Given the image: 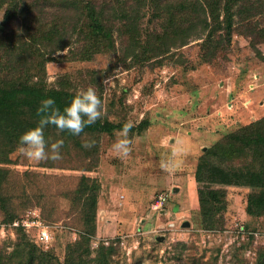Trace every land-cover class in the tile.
I'll return each instance as SVG.
<instances>
[{"label": "rangeland", "instance_id": "1", "mask_svg": "<svg viewBox=\"0 0 264 264\" xmlns=\"http://www.w3.org/2000/svg\"><path fill=\"white\" fill-rule=\"evenodd\" d=\"M252 2L256 10L236 15L229 41L225 30L211 26L174 48L169 39H154L162 23L151 18L147 7L140 12V46L116 23L108 48L92 60L75 58V37L70 48L49 58L46 85L74 94L93 88L101 100L102 114L96 122L118 127L110 133L85 131L72 142L64 139L60 159L40 161L19 153L18 132L0 129L1 261L22 239L59 264L77 259L80 250L85 251L77 248L86 242L90 256H84L83 264H93L102 246L115 249L108 264L264 261V216L247 213L250 195L264 196V189L209 184L204 178L199 182L196 174L206 161L242 168L245 159L235 158L232 147L218 155L209 152L226 136L264 119V35L258 36L260 29L264 31V0ZM4 15L5 9H0V23ZM211 34L222 43L212 57ZM162 49L168 50L161 53ZM129 123L130 151L118 155L113 145ZM45 136L49 144L62 140ZM86 140L95 143L84 148ZM94 184L95 234L90 235L84 220L91 209L85 207L87 202L83 205V197L92 195ZM211 191L214 208L203 213L202 198L208 201ZM161 195L168 200L157 208ZM33 213L49 229L48 243H37L33 227L21 225ZM211 215L212 225L207 220ZM236 224L245 226L246 233L238 242Z\"/></svg>", "mask_w": 264, "mask_h": 264}, {"label": "trees", "instance_id": "2", "mask_svg": "<svg viewBox=\"0 0 264 264\" xmlns=\"http://www.w3.org/2000/svg\"><path fill=\"white\" fill-rule=\"evenodd\" d=\"M0 0V9H5L0 23V129L14 130L18 136L35 127L37 108L41 101L53 98L56 106L63 108L76 94L62 87L46 85V64L56 52L71 47L75 37L74 56L90 61L95 55L108 48L114 33V25L137 46L143 43L141 30L142 9L151 10L153 20L161 22L159 35L155 40H171L174 48L199 37L209 27L225 30L227 41L234 29V18L245 11L252 15L256 4L252 0ZM224 16L223 21L220 20ZM252 17V16H251ZM248 20V17L246 18ZM13 26H17L13 28ZM260 37L264 31H258ZM221 37V36H220ZM169 39V40H167ZM212 56L221 49L222 43L208 35ZM170 47V44L167 48ZM168 50V49H167ZM162 49L160 52L167 51ZM207 54L205 53V56ZM204 56V57H205ZM118 127L109 122H95L85 126L83 132L110 133ZM56 139L75 141L76 136L67 131L58 132L54 125L44 129ZM46 137V136H45ZM210 155L224 153L226 147L234 149L235 158L245 159L242 168H222L209 161L201 162L197 169V180L209 184L246 186L250 189H264V119L246 124L226 136ZM220 147H225L219 149ZM205 160V159H204ZM204 178V180H203ZM91 196L83 197V205L91 209V216L85 217L90 235L95 234L91 226L97 208L98 186L94 184ZM86 191L82 193L86 194ZM208 201L202 198L203 213L207 207L214 208L215 192L208 193ZM204 196V195H203ZM211 198V202L209 200ZM85 203V204H84ZM212 204V205H211ZM247 213L254 217L264 216V196L251 194ZM214 224V215L207 219ZM92 227V228H91ZM86 239V238H84ZM88 241V239H87ZM91 241V240H90ZM89 242V241H88ZM90 243V242H89ZM89 244L79 247L80 255L69 264H83L84 256H90ZM76 251L74 249L73 253ZM115 249H99L93 264H108ZM0 264H59L51 254L40 251L36 246L22 239L10 257ZM55 261V263L53 262ZM2 262V263H1ZM264 264V261L261 262Z\"/></svg>", "mask_w": 264, "mask_h": 264}, {"label": "clouds", "instance_id": "3", "mask_svg": "<svg viewBox=\"0 0 264 264\" xmlns=\"http://www.w3.org/2000/svg\"><path fill=\"white\" fill-rule=\"evenodd\" d=\"M101 100L91 87L72 97L63 108L56 106L53 98L43 99L37 108L38 120L35 127L22 132L17 140V150L28 159L40 161L45 159H60V149L63 140L49 144L44 129L54 125L58 132L67 131L73 136H79L85 126L94 124L101 117ZM132 125L125 124L120 130L122 139L117 140L113 149L118 155L126 156L130 149L127 138ZM94 140H86L84 148H91Z\"/></svg>", "mask_w": 264, "mask_h": 264}, {"label": "built area", "instance_id": "4", "mask_svg": "<svg viewBox=\"0 0 264 264\" xmlns=\"http://www.w3.org/2000/svg\"><path fill=\"white\" fill-rule=\"evenodd\" d=\"M167 200H168L167 195L159 196L156 207L157 208L163 207V205L167 202ZM28 217H29V219L26 221H23L21 225L23 227H27V228L33 227L32 230H33L35 241L37 243L38 242L39 243H48L50 241V237H51V235L49 233V229L43 225L41 220L37 219L39 216H36V214L33 213L31 215H28ZM30 223H31V225H30ZM19 225H20L19 222L13 223L14 227H20ZM236 229L237 230L234 232L236 234L234 241L238 242V240H240V239L243 240L246 236L245 226H242L241 224H236ZM230 243H233V242H230ZM227 259H228V257H227Z\"/></svg>", "mask_w": 264, "mask_h": 264}]
</instances>
